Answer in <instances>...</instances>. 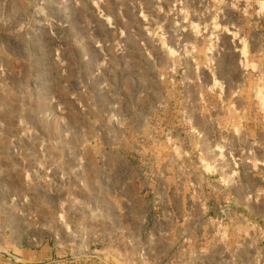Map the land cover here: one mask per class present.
Returning <instances> with one entry per match:
<instances>
[{
    "label": "rangeland",
    "instance_id": "1",
    "mask_svg": "<svg viewBox=\"0 0 264 264\" xmlns=\"http://www.w3.org/2000/svg\"><path fill=\"white\" fill-rule=\"evenodd\" d=\"M0 264H264V0H0Z\"/></svg>",
    "mask_w": 264,
    "mask_h": 264
}]
</instances>
